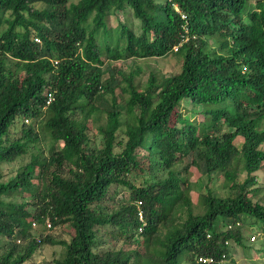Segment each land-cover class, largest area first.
<instances>
[{
    "label": "trees",
    "instance_id": "1",
    "mask_svg": "<svg viewBox=\"0 0 264 264\" xmlns=\"http://www.w3.org/2000/svg\"><path fill=\"white\" fill-rule=\"evenodd\" d=\"M126 9L137 33L122 23L108 31L105 18ZM170 54L181 59L178 72L150 74L140 90L138 68L110 65ZM183 100L200 108L199 122L176 113ZM100 115L96 149L86 124ZM17 117L33 124L9 140ZM38 122L52 142L46 158L31 156L5 181L0 173V264H24L42 244L61 246L54 264H180L184 256L220 264L228 241L242 245L252 227L264 234V204L252 202L264 162V0H0V163L38 143ZM186 158L227 189L218 196L205 185L197 213L175 171ZM132 172L139 185L127 179ZM111 186L125 187L130 204L106 215ZM105 224L135 248L98 251L96 228ZM62 225L72 230L67 241L46 236Z\"/></svg>",
    "mask_w": 264,
    "mask_h": 264
},
{
    "label": "rangeland",
    "instance_id": "2",
    "mask_svg": "<svg viewBox=\"0 0 264 264\" xmlns=\"http://www.w3.org/2000/svg\"><path fill=\"white\" fill-rule=\"evenodd\" d=\"M78 0H68L69 3H76ZM35 8H40V5L35 4ZM105 27L108 31L114 32L117 28L118 23H122L131 27V29L136 32L138 31V23L135 19L130 16L129 11L126 9L124 12H112L111 15H108L105 20ZM114 30V31H113ZM137 33V32H136ZM114 34V33H113ZM210 45L213 47L212 42ZM105 62V59L102 58ZM181 64V59L176 55H167L162 58H148V59H126L121 61H115L111 63V67L115 70L122 72L123 74L130 73L135 71L138 68L139 71L134 76L133 84L137 90L142 89L147 78L150 74L155 75L156 77H168L178 72ZM114 94L118 101L123 99L118 89H115ZM176 113L180 114L181 117L186 118L188 121H200L201 117L199 116L200 108L197 105L192 104L189 100H183L179 103L176 108ZM173 118L171 119V121ZM20 119L19 117L15 118L14 124L9 128L8 138L9 140H15L20 136V128L22 124L26 126L32 125L30 119H27L26 122ZM104 118L100 115L97 119H90L87 124V136L89 146L92 148L99 149L102 147V139L99 132V127L103 126ZM177 127H180L179 123H175ZM35 130L38 131L39 141L33 147L28 148L26 154L22 155L20 158L16 159L11 163H0V173L2 175V180L5 181L8 178L12 177L20 168L26 164L31 156L37 157L38 161L42 162L48 154V150L52 145L51 139L48 134L44 132L41 128V123H34ZM119 134V132H117ZM120 135V134H119ZM236 148H239L241 144V139L236 138L234 143ZM261 150H264V146L260 147ZM115 151H117L115 149ZM139 155H144V152L138 150ZM140 167L147 170V163L144 159L140 160ZM189 158H186L181 163H178L175 166V171L179 173V179L185 180V182L190 185L191 191L189 192V199L192 204V210L199 212L198 206V195L203 192V187L207 185L212 194L218 196L225 195L227 189L222 188V180L219 178V175L216 174L212 176L210 180H206L204 176H200L193 168H190L188 165ZM187 166V170L183 168ZM65 172V170H63ZM138 173L132 172L131 175L127 178L130 182H133L134 185H139L142 178L135 176ZM153 175L156 178H164L165 172H154ZM256 179V185L252 187L256 192L252 197V202H259L264 204V162L261 164V167L258 171L254 173ZM145 176H143L144 178ZM244 175L240 174L237 176V181L241 182ZM129 194L125 187H114L111 186L108 196L105 200L102 201V210L101 212L109 215L113 212L119 210V208L130 204L128 200ZM27 201L29 199H26ZM30 211H33V208L29 207ZM48 222V221H47ZM46 227V226H45ZM31 232L33 237L37 238L38 234L41 233L42 227L34 223L31 226ZM251 228V227H250ZM47 229V228H46ZM97 230V240L99 246L97 247L98 251H109V250H133L135 244L125 240L124 235L121 234L117 226L111 224H105ZM46 232V233H45ZM44 233L46 236H49L53 241H67L72 234V230L67 225L56 226L53 229L46 230ZM244 241L243 244L238 246L232 241L227 242L226 258L220 264H264V234H262L258 228L252 227L248 231H244L243 235ZM62 255V248L59 245H49L42 244L39 245L33 255L28 261L24 264H54L55 260L60 258ZM180 264H188L183 257V261Z\"/></svg>",
    "mask_w": 264,
    "mask_h": 264
},
{
    "label": "built area",
    "instance_id": "3",
    "mask_svg": "<svg viewBox=\"0 0 264 264\" xmlns=\"http://www.w3.org/2000/svg\"><path fill=\"white\" fill-rule=\"evenodd\" d=\"M182 18H183V16H182ZM36 41H37V40H36ZM51 100H52L51 95H50V94H47V95H46V99H45V101H44V103H45L44 105L47 106ZM32 225H33V224H32ZM45 226H46V228L49 227V223L47 222V220L45 221ZM196 262H197V263H201V264H211V263H212V260H211L210 258L198 257V258L196 259Z\"/></svg>",
    "mask_w": 264,
    "mask_h": 264
},
{
    "label": "clouds",
    "instance_id": "4",
    "mask_svg": "<svg viewBox=\"0 0 264 264\" xmlns=\"http://www.w3.org/2000/svg\"><path fill=\"white\" fill-rule=\"evenodd\" d=\"M181 18H182V16H181ZM36 40H37V39H34V41H35L36 43H38L39 41H38V40L36 41ZM175 51H176V47L173 48V52H175ZM47 94H48V93H47ZM47 94H46V95H47ZM45 97H46V96H45ZM45 99H46V98H45ZM44 104H45V103H44ZM44 106H45V105H44ZM26 120H27V119H24L23 122H24V121L26 122Z\"/></svg>",
    "mask_w": 264,
    "mask_h": 264
}]
</instances>
